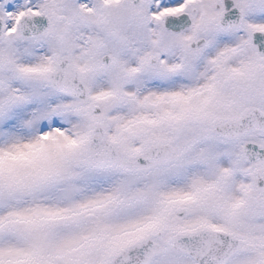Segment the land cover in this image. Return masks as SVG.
Listing matches in <instances>:
<instances>
[{
  "label": "snow or ice",
  "instance_id": "obj_1",
  "mask_svg": "<svg viewBox=\"0 0 264 264\" xmlns=\"http://www.w3.org/2000/svg\"><path fill=\"white\" fill-rule=\"evenodd\" d=\"M0 264H264V0H0Z\"/></svg>",
  "mask_w": 264,
  "mask_h": 264
}]
</instances>
